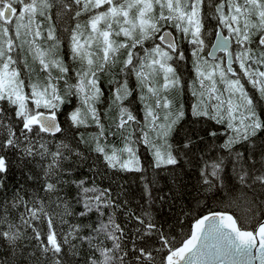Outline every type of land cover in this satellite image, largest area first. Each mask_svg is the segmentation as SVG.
I'll return each instance as SVG.
<instances>
[{
	"label": "snow or ice",
	"instance_id": "obj_1",
	"mask_svg": "<svg viewBox=\"0 0 264 264\" xmlns=\"http://www.w3.org/2000/svg\"><path fill=\"white\" fill-rule=\"evenodd\" d=\"M69 13L74 25L58 34L56 21ZM209 35L222 57L209 50ZM189 53L186 82L180 65ZM72 97L70 127L97 129L88 139L76 132L89 154L57 138L58 113ZM209 121L218 128L202 134ZM201 144L223 154L209 163ZM141 145L153 169H169L172 186L154 195L159 181L142 176L148 208L137 215L121 200L117 174L145 171ZM197 152L198 190L219 192L227 161L239 183L260 190L259 214L249 223L212 212L177 244L149 209L188 195L181 161L194 165ZM85 166L91 185L75 178ZM14 167L26 179L10 189ZM120 213L136 222L130 236ZM85 251V264H264V0H0V264H79Z\"/></svg>",
	"mask_w": 264,
	"mask_h": 264
},
{
	"label": "trees",
	"instance_id": "obj_2",
	"mask_svg": "<svg viewBox=\"0 0 264 264\" xmlns=\"http://www.w3.org/2000/svg\"><path fill=\"white\" fill-rule=\"evenodd\" d=\"M59 11L58 8L53 9V15L55 12ZM73 13H69L63 16L59 21H56V26L58 29V34H62L60 29H62L65 25L71 27L74 25V22L71 20V16ZM55 19V15H54ZM210 24L214 23V21H209ZM47 23H45V27ZM169 31H172L175 34V29L170 28ZM65 35V43L62 46L61 54L64 56L67 62V42H66V34ZM214 35H209L207 37L209 46L213 41ZM182 47L188 53L190 48L189 45L183 44ZM180 70L183 74L184 80L187 82L193 78L192 73V65H191V56L189 53V58L187 65L182 63L180 65ZM55 74V72H54ZM109 76H104V90H105V97L104 103L98 105L101 113L103 114L104 110L108 107V87L107 81ZM74 82V81H73ZM162 83V78L160 80ZM61 82V86H62ZM133 81V85H134ZM172 96H175V93H171ZM135 100V96L132 97ZM184 103L186 107L190 108L191 102L193 98L191 97L190 93L187 92L185 89V95L183 97ZM127 103V101L125 102ZM78 101L75 97L69 99V102L62 106L60 112L58 113V121L63 129V135L57 134V138L65 139L67 141H71L74 146H78L80 150L85 152V154H89V146H85L83 144H79V141L76 137V132L79 131L85 134V139H88V134L96 132L97 129L93 127L83 128L81 127L79 130L73 129L70 127V121L68 120V114L74 110L77 106ZM133 107L139 112L140 105L134 104ZM110 117L116 116V110L113 109L109 113ZM190 114L187 116L186 120L183 123L185 127L189 126V122L191 121ZM104 123L107 125L111 123L110 119H106ZM204 133L207 131L214 130L218 128V126L214 125L213 122H207L203 125ZM208 144L210 145L212 142L211 137H207ZM110 143H116L119 145V138L118 137H111L109 138ZM217 143L223 142V137L216 141ZM200 150L205 152L204 159L208 160L209 163L213 159H216L219 155H222V152H218L217 150L208 151L204 144H201ZM54 150V147H53ZM142 160V164L144 165L145 171L142 173H119V184L123 187V194L121 196V200L127 199L129 201L127 207L133 208L137 215L140 214V208L143 205L146 209L148 205L145 204V196H144V181L141 177H146L149 184H151L153 177L159 181L158 185L152 188L153 194L156 195L158 193L166 192L169 187H171V179H170V172L168 168L162 169H153L151 167L152 157L150 154L140 146L139 152ZM95 155V154H91ZM182 164H184V170L187 175L184 177L185 182L187 183V192L188 195H185L183 199H178L174 203V205L169 209L168 204H164L163 208L161 209L158 204H153L151 209L152 215L157 223L158 227H162L165 232H167L171 237H175V242L179 244V242L187 235L190 234L191 224L195 221V219L200 218L206 214L212 212H220L226 211L231 213L235 218H238L241 222H245L246 220L250 223V217L253 211L259 214L258 204L260 203L259 198L261 197V192L258 189H253L252 187L245 186L237 181L235 176L232 174L231 165L225 162V168L228 171V178L223 180L222 185L218 184L220 188L219 192H216V189H213L210 193H205L203 190L199 189V169L203 166V161L200 159V154L197 152L196 162L194 165H187L182 160ZM85 168L80 169L79 174L75 178L78 179H86L88 180V184L91 185L92 181L88 179L91 173L87 172ZM210 172L211 169H208ZM223 176V173H221ZM211 178V177H210ZM26 177L21 175V171L18 168H12L9 174L8 186L11 189L13 186H19V184L25 183ZM29 185H32V181L27 182ZM97 183L100 184L101 187H105L108 185V181L104 180L103 182L99 181L97 178ZM34 187V186H33ZM117 186H113L114 190ZM75 189L72 190L71 194L69 195V200L71 201L72 195H74ZM74 211H80V208L77 207L73 203ZM126 210V209H125ZM184 213L181 215V213ZM71 223H77L78 219L69 217L68 218ZM95 219V217H93ZM178 220L182 221V223H178ZM117 222L121 223L122 225L128 223V235H131V229L136 226L135 221H128L123 213L118 214ZM66 230V226H62ZM46 229V224H45ZM46 239V238H45ZM130 245L131 241H127ZM35 244V241H33ZM163 255V253H161ZM87 259V253L82 252L81 257H77L76 260L79 261V264H85Z\"/></svg>",
	"mask_w": 264,
	"mask_h": 264
},
{
	"label": "water",
	"instance_id": "obj_3",
	"mask_svg": "<svg viewBox=\"0 0 264 264\" xmlns=\"http://www.w3.org/2000/svg\"><path fill=\"white\" fill-rule=\"evenodd\" d=\"M215 39H216V37L214 36V39H213L212 43L215 42ZM212 43H211V44H212ZM209 50H210V51H213V52L215 53V56H216V57L218 56V54L222 53V52L217 51V50L214 49V48H211V45H210V47H209ZM209 59H211V58H209ZM57 120H58V118H57ZM58 123H59V121H58ZM209 214H210V213H209ZM209 214H206V215H209ZM228 214L232 215L231 213H228ZM193 223H194V222H193ZM252 264H259V261H253Z\"/></svg>",
	"mask_w": 264,
	"mask_h": 264
},
{
	"label": "rangeland",
	"instance_id": "obj_4",
	"mask_svg": "<svg viewBox=\"0 0 264 264\" xmlns=\"http://www.w3.org/2000/svg\"><path fill=\"white\" fill-rule=\"evenodd\" d=\"M217 57H222V56H221V54H218V56H217Z\"/></svg>",
	"mask_w": 264,
	"mask_h": 264
},
{
	"label": "flooded vegetation",
	"instance_id": "obj_5",
	"mask_svg": "<svg viewBox=\"0 0 264 264\" xmlns=\"http://www.w3.org/2000/svg\"><path fill=\"white\" fill-rule=\"evenodd\" d=\"M221 56H223V54H221Z\"/></svg>",
	"mask_w": 264,
	"mask_h": 264
}]
</instances>
